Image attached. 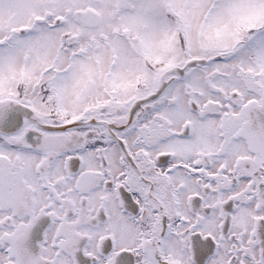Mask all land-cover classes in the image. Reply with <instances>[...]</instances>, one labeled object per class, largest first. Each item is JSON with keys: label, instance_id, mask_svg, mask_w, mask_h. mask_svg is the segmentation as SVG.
<instances>
[{"label": "snow or ice", "instance_id": "obj_1", "mask_svg": "<svg viewBox=\"0 0 264 264\" xmlns=\"http://www.w3.org/2000/svg\"><path fill=\"white\" fill-rule=\"evenodd\" d=\"M0 264H264V0H0Z\"/></svg>", "mask_w": 264, "mask_h": 264}]
</instances>
